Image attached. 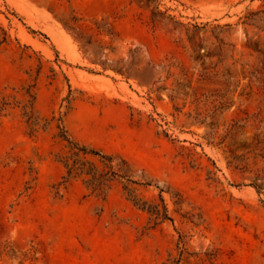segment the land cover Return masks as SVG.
Masks as SVG:
<instances>
[{
	"label": "rangeland",
	"instance_id": "rangeland-1",
	"mask_svg": "<svg viewBox=\"0 0 264 264\" xmlns=\"http://www.w3.org/2000/svg\"><path fill=\"white\" fill-rule=\"evenodd\" d=\"M254 183L264 0H0V264H264Z\"/></svg>",
	"mask_w": 264,
	"mask_h": 264
},
{
	"label": "trees",
	"instance_id": "trees-1",
	"mask_svg": "<svg viewBox=\"0 0 264 264\" xmlns=\"http://www.w3.org/2000/svg\"><path fill=\"white\" fill-rule=\"evenodd\" d=\"M28 93V92H27ZM31 96V95H30ZM32 98V97H31ZM24 114L27 117V121L28 123H30L31 127L34 128L35 126H37L38 121L36 118L33 117V105L32 102H30L29 105H26L24 107ZM65 140H67L71 145V149L74 150L73 154L74 155H79V154H83V155H87V154H92V155H97L100 157V159L102 161H106V162H111L112 161V157L102 154L98 151H94V150H90L87 149L85 146H78L73 144L65 135L64 130L62 131V135H61ZM67 165V164H66ZM72 171V167L68 168L67 172L70 173ZM115 176H121L118 175L117 173H114ZM254 188L256 189V191L258 193H261L264 190V187L262 184H258V183H254L253 184ZM150 211H152L156 216L161 217L162 219H169L168 215H167V211L166 208L163 206L162 208L159 207V205L150 207Z\"/></svg>",
	"mask_w": 264,
	"mask_h": 264
}]
</instances>
